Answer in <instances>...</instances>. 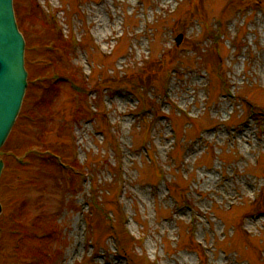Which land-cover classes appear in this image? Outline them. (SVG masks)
Returning <instances> with one entry per match:
<instances>
[{"label":"rangeland","instance_id":"rangeland-1","mask_svg":"<svg viewBox=\"0 0 264 264\" xmlns=\"http://www.w3.org/2000/svg\"><path fill=\"white\" fill-rule=\"evenodd\" d=\"M15 6L32 68L42 62L49 74L33 79L24 103L36 122L19 118L8 138L20 157L40 152L32 149L26 169L14 163L7 171L14 190L0 214V264H264V0ZM42 9L55 12L63 33ZM38 46L48 50L35 60ZM217 52L218 76L210 78L202 59ZM55 65L81 78L51 84ZM95 82L97 96L86 101L79 89ZM42 101H52L49 111ZM250 107L254 117L245 114ZM48 149L74 172L45 161ZM10 226L22 236L9 235Z\"/></svg>","mask_w":264,"mask_h":264},{"label":"water","instance_id":"water-1","mask_svg":"<svg viewBox=\"0 0 264 264\" xmlns=\"http://www.w3.org/2000/svg\"><path fill=\"white\" fill-rule=\"evenodd\" d=\"M24 51L12 0H0V147L16 121L28 84ZM2 168L0 159V174Z\"/></svg>","mask_w":264,"mask_h":264},{"label":"trees","instance_id":"trees-1","mask_svg":"<svg viewBox=\"0 0 264 264\" xmlns=\"http://www.w3.org/2000/svg\"><path fill=\"white\" fill-rule=\"evenodd\" d=\"M58 39H61V40H64L65 41V44H66V41L68 40V39H64V38H62V37H60L59 36V38ZM58 39H55L54 38V40H53V44L52 45H54L55 47H58V46H65V44H63L62 42L60 43L59 41H58ZM69 41V40H68ZM46 42H48V41H46ZM220 44V43H219ZM69 47H70V41H69V43L67 44ZM69 47H67L68 49H69ZM214 47L216 48V49H218L219 50V45L217 46V44L216 43H214ZM40 49H43L42 51H45V50H48L46 47H44V48H40L39 46H38V48H36V49H33V52H32V56L35 58V60L37 59V60H40V56H41V54L43 53V52H41L40 51ZM45 49V50H44ZM64 49H66V47L64 48ZM69 51H70V49H69ZM28 54H29V52H28ZM27 53H26V59H27V61H28V70H29V78H30V84H29V86H28V93H29V91H30V89L33 87V85H35V83H34V81H33V79L36 77V76H39L40 77V79H41V81L43 82L44 81V79L48 76V74H49V72H48V70H46V68H41V66L43 65L44 67H46L45 66V64H42V62H40V63H38V64H36V66H34L33 68H32V64L30 63V55H28ZM34 54V55H33ZM218 56H219V54H218V52H217V54L216 53H213V56H212V54L209 56V57H207L206 59H202L203 61H202V63L203 64H207V62L212 66V68H213V70L212 69H210L209 68V66H207L206 68H207V70L210 72V73H213L214 71H217L216 69L220 66L219 64L218 65H216V61H217V58H218ZM214 65H216V69H215V66ZM69 66V65H68ZM54 68L56 69L54 72L56 73V75H54L57 79L58 78H61L64 82H67V83H69V84H71V81H74L76 78H79L80 77V75H79V72L77 71V70H74L72 67H70L69 66V68H67L66 66H62L61 67V65L59 66V65H55L54 66ZM162 76H164V72L162 73ZM38 77V78H39ZM140 78V77H139ZM143 79V78H142ZM141 78H140V81H143ZM57 81H59V79L58 80H56V81H53V82H51V84H54V83H56ZM85 83H87V86L90 84L89 82H85ZM98 85H97V84ZM74 85H71V87H73ZM92 86H95V88L97 87V86H99V83L98 82H95V84L93 83V85ZM53 87V86H52ZM225 88H226V86H225ZM58 90L60 89V87H58L57 88ZM56 89V90H57ZM53 91V93H58L59 91L57 90V91ZM85 91H86V88H84V89H79V92H81L80 94L81 95H83V94H85ZM28 93H27V96H26V101H27V99H28ZM41 106L43 107V108H46L47 107V111H49V107H51L52 106V101H50V102H41ZM145 107H147V106H145ZM29 117L30 118H32V120H33V122H36V118H35V114L33 113V111H31L30 109L28 110L27 108H23V110H22V114H21V117H20V121H24V120H28L29 119ZM8 148H10L11 150H13L12 149V147L9 145V144H7V145H5V147L2 149V158L4 159V161H5V167H4V170H3V172H2V175H1V178H0V195H1V198H2V204H3V207L4 208H7V206H8V204L10 203H12V200H13V197L11 198L10 197V192H12L11 190H14L13 189V187H11V185H10V183H11V179H10V177H9V172L7 173V171H8V169L11 167V165H13L14 163L16 164L15 165V169H18V170H21V168H27V167H25L26 165H29L30 164V162H31V160L34 158V155L33 154H28L27 153V159H28V163H26V164H24V163H20V162H18L17 160H15V158L13 157V156H9V150H8ZM18 152H19V150H18ZM53 152H57V153H59V151L58 150H54L53 149ZM8 156H9V158H8ZM25 179H27V176H25ZM176 186H172V185H170V189H171V191H172V194L174 195V197H175V199H177L178 201H182L181 200V198L180 197H182V196H179L178 194H176L175 193V191H176V188H175ZM95 194H96V192H95ZM7 196V197H6ZM94 200V199H93ZM95 202H93V204H94ZM92 213L93 214H95V210H94V205L92 206ZM107 214V213H106ZM20 226V225H19ZM112 227L113 228V234H114V237L115 238H117L118 239V241L120 242V240H119V235H118V233L116 232V227H114L113 226V222H111V223H109V225H108V227ZM103 228L105 229V227H104V225H103ZM16 229H19L18 228V226H14V228H12L11 226L9 227V235H11V236H13V234L15 233V234H17L16 235V238L17 237H19V236H22V234L21 233H17L16 231ZM118 231V230H117ZM121 231H122V229H121ZM119 232V231H118ZM120 233V232H119ZM122 234H125L126 235V233L124 232V231H122ZM120 235H121V233H120ZM127 236V235H126ZM121 237L122 238H124L126 241H127V244L129 243V240L127 239V237H124L123 235H121ZM129 238V237H128ZM23 238H20L19 240H22ZM19 240H17V241H19ZM130 244H131V242H130ZM22 244H20L19 246H18V249H21L22 248ZM17 249V250H18ZM19 253V252H18ZM19 257H20V255H19ZM17 261H18V263L20 264V263H22V261L20 260V259H17ZM136 264V263H135ZM137 264H139L138 262H137Z\"/></svg>","mask_w":264,"mask_h":264},{"label":"bare ground","instance_id":"bare-ground-1","mask_svg":"<svg viewBox=\"0 0 264 264\" xmlns=\"http://www.w3.org/2000/svg\"><path fill=\"white\" fill-rule=\"evenodd\" d=\"M261 59H262V69L264 70V55L261 56ZM16 125V124H15ZM14 125V126H15ZM14 128V127H13ZM243 137V136H242Z\"/></svg>","mask_w":264,"mask_h":264}]
</instances>
